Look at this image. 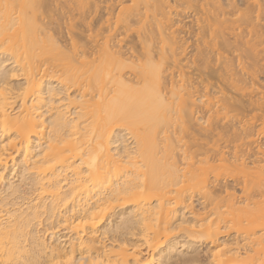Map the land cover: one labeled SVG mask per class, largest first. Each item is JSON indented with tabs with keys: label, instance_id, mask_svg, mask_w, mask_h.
Returning <instances> with one entry per match:
<instances>
[{
	"label": "bare ground",
	"instance_id": "bare-ground-1",
	"mask_svg": "<svg viewBox=\"0 0 264 264\" xmlns=\"http://www.w3.org/2000/svg\"><path fill=\"white\" fill-rule=\"evenodd\" d=\"M107 1L65 3L74 5L77 18L84 21L97 11L99 3ZM113 1L118 5L106 6L109 12L104 17L108 18L87 22L88 35L82 36L84 30H74L77 23L65 24L63 35L55 28L58 23L50 22L61 19L60 8L54 6L57 0H0V54L9 56L15 65L0 77V161L11 155L17 141L23 153L20 164L34 175L31 182L38 190L35 194L39 192L36 201L30 200L25 208L8 209L6 202L4 209L0 202V264H162L161 242L165 240L161 239L170 229H182L189 222L183 211L193 207V198L211 208L202 214L190 209L194 222L183 230L188 229L184 233L193 241L208 242L209 262L264 264V203L255 206L254 200L264 201L263 158L249 160L245 150L230 145L263 133L264 120L261 130L254 133L253 122L235 121L227 115L228 109L252 111L264 105V93L256 90L252 78L256 72L248 70L264 61L259 62L264 59L259 57L264 53V0H245L244 9L234 0H225V4L223 0H174L177 6L201 12L202 43L211 46L206 49L213 57L197 49L189 62L200 67L197 75L205 84L215 79L211 88L216 84L217 89L212 93L219 97L200 94L188 83L190 76L183 70L189 64L179 57L184 51L179 29H172L177 19L171 22L168 17L170 0ZM134 24L141 26L137 36L142 52L138 56L121 50L120 44L122 34ZM233 47L237 57L247 58L253 65L241 60L233 70L224 56ZM211 60L218 62L214 69L209 66ZM10 76L23 79L16 92L7 85ZM46 80L50 87L45 89ZM54 82L64 89L63 99L51 86ZM69 87L75 88L73 96L67 93ZM225 88L235 92L250 89L249 97L255 99L223 93ZM222 111L226 113L219 116ZM198 112H203L200 118L195 115ZM225 118L227 122L221 123ZM237 123L240 125L235 126ZM192 126H196L194 131ZM180 133L181 137L176 135ZM191 134L198 139L212 135L213 156L196 159L201 144ZM116 138L127 141L121 151L112 148ZM193 147L196 150L191 151ZM219 169L240 174L239 192L218 185ZM12 190L6 191L12 193L11 198L19 193L17 188V192ZM127 204L132 208L130 225L139 227V242L98 246L97 236H105L107 231H99L100 223L107 221L111 209ZM67 205L65 212L71 213L62 219L70 232L68 248L50 247L38 236L29 235V227L38 224L40 215L55 216ZM229 228L235 229V237H230ZM27 235L34 245L32 255Z\"/></svg>",
	"mask_w": 264,
	"mask_h": 264
},
{
	"label": "rangeland",
	"instance_id": "rangeland-1",
	"mask_svg": "<svg viewBox=\"0 0 264 264\" xmlns=\"http://www.w3.org/2000/svg\"><path fill=\"white\" fill-rule=\"evenodd\" d=\"M65 1H67V0H57L56 5L52 4V5L60 8V18H61L60 20H56V18H53L56 15L55 16L54 15L53 16L50 15L53 18L52 20H50V22L51 23H58V26H56L55 28L57 30L61 29V33L62 34H63V32H65V29H64L65 24H69V23H72V24L77 23V27L74 30L80 29V30H84L85 31V24L87 22H93V21L97 20L100 16L102 17L101 21H104V19L106 17L108 18V15L104 17V14L105 13L107 14V12H109V10L106 9V6L107 5L108 6L109 5L111 6L112 4L114 6L118 5L113 0H108L107 2H101V3L98 4L97 11L96 12H92L89 17H87L84 21H82L81 19H78L77 18L78 11L76 9H74L75 8L74 5H69V4L65 3ZM188 1L191 2V0H188ZM234 1L236 3V6L238 8H240V9H244L245 6H247V3H246L245 0H234ZM89 2L91 3L92 0H88V3ZM170 2L172 4V8L170 10V13H169L168 17L171 19V22L173 20L175 22V20L177 19L176 20V23H175V26L173 25L172 29L173 28L174 29L175 28L176 29H179V35H178V37H180L179 38V43H180V45H182V48L184 50L182 56H179V57H180V59H183L184 58V59L187 60L186 61V60L183 59V61H184V62L182 61L183 63L188 62V64H189L187 66L185 65L186 67H184V70H183V71H186L187 72V73H185V74H187V76H190L188 78L189 80L187 79L188 80V83L189 84L191 83L190 85L193 86L192 88L198 89V91L200 92V94H203V92L204 93L207 92L206 93L207 95L210 94V96H211V94H212L211 97H213V96L214 97L215 96L219 97L220 94L213 95V93H212L214 90L216 91V89H217L216 88V86H217L216 84H214L215 85L214 87L216 89L215 88L212 89L213 88L212 81L214 82L215 79H212V81L209 82L210 84H212V86L209 83L205 84L203 82L204 81L203 78H202L203 81H201V78H199L198 75H197V74L200 73V71L198 72V71H196V69H200V67L199 66H196L197 65L196 62H194V63H190L189 62V59L192 60L193 58H195V56H196L195 55V52H196L197 49L198 50H202L203 51L202 54H206L207 56H210L211 58L213 57V53L209 52L206 49V48H208L209 50H211V46L206 47V46H204V43H202V38H203V35H204V31H203L204 23L201 22L200 17H199V15H200L201 12H198V9L195 10V11H192L191 8L189 9V8H185V7L183 8V7L177 6V4L174 3V0H170ZM222 2H224V4L227 3L225 0H223ZM124 4L126 5L127 3H124ZM87 6L88 5L84 6V8H83L82 11L87 12V10H88ZM71 8H73V10H70ZM116 11H117V9H116ZM73 16H75V18L74 19H71ZM69 19H71V21H69ZM140 27H141L140 24H138V25H135L134 24L129 30H127L125 33L122 34L121 38L123 39V41L120 43L122 45L121 50H123L124 52L126 51V53H128V52L130 53L131 52L135 56H138L139 53L142 52V47H141L139 38L137 36V31L140 30ZM62 28H63V30H62ZM84 31L82 32L81 35L82 36H87L88 35V33H86L87 31H85V32ZM119 31H122V29H118L117 30V32H119ZM177 32H178V30H177ZM99 37H97V38H99ZM63 38H66V37H63ZM181 41L184 42V45L181 44L182 43ZM90 44L91 43H89L87 45V49L89 51L91 50V48H88L90 46ZM263 45H264V43H263ZM262 55L264 56V53L259 54V57H261ZM4 56L2 54H0V58H1L0 59L1 60L0 61V77H3L8 70L12 69L11 67L9 69V66L14 65V63H12L13 62L12 59L11 60L7 59V58H10L9 56H5V58H4ZM224 56H225V60L227 62H229L230 64H232L231 68H233V70L236 68V64L239 61H241V60L244 61L245 63L252 64V61L251 60H248L247 58L244 60L242 57H237L236 47L230 48V51L229 50L226 51L225 54H224ZM90 58L91 57H89V59ZM262 60H264V59H261L259 62H262ZM1 62H2L3 65L1 64ZM57 62H54V63H57ZM169 62H170V60H169ZM182 62L180 64H182ZM259 62H258V64H259ZM263 63H264V61H263ZM263 63H261L262 66H261V64H260V66H257L256 65V66H254V68H248V70L250 72L251 71H255L256 72V74H254V77H252L253 80H254V82H255V84H256V87H257L256 90L259 91V92H263L264 93V65H263ZM217 65H218V62H213V60H211V62L209 63V66L212 69H214ZM243 72H246V69H243ZM11 77L12 76L7 77L6 82L7 81H10V82H7L8 87L11 86V88H13L14 91L16 92L17 87H20L22 85L23 79L20 76H16V77L13 76L12 79H11ZM184 77L187 78L185 75H184ZM202 77H203V75H202ZM248 78H251V77H248ZM206 80H207V77L205 79V82H206ZM246 80L248 81L249 79H246ZM200 81L203 82V83H201ZM44 84H45L44 85V88L46 89L48 87V85H49V84H47V80L45 81ZM52 84L53 85H51V86H54V90L57 92V95L61 94L59 96H60L61 99H63L65 97V94H64L65 91H64V89L62 87L60 88V85L57 84L56 82H54ZM49 87H50V85H49ZM56 87L58 88V90H57ZM69 88H70V89H68L69 91L68 92L66 91V92L70 96H73L75 94L74 91H73V90H75V88L74 87H72V88L69 87ZM59 91H60V93H59ZM61 91L63 93H61ZM71 91H73V92H71ZM249 91H250V89L235 92L234 89H231V88H225V89L222 90L223 93H228V92L229 93H233V94H236L237 93V94H239L242 97L243 100H251V101H253L255 99V97L250 98L249 97L250 96L249 95V93H250ZM56 92H54V95L56 94ZM46 95L47 94H45L44 96H46ZM57 95H55V98H59V97H56ZM259 102L260 101H258L257 103H259ZM227 111H228L227 112V115L229 116V118L230 117L231 118L233 117V119H235V121L244 120L245 119V120H249V122H253L254 123L253 125L255 127L252 128V131H254V133H257L258 130H261L260 128L262 127V121L264 120V105H258L256 108L252 109V111L245 110V111L239 112V111H235V110H232V109H228ZM199 112H198V114H195V115H198V116L200 115L199 116V118H200L201 115L203 114V112L201 114ZM225 113L226 112L222 111L219 114V116H224ZM47 115L48 114L46 113L44 115V117H46ZM198 116H196V117H198ZM226 122H227L226 121V118L221 121V123H223V124L226 123ZM193 123H194V120L192 121V125H193ZM200 123H201V120H200ZM243 123L244 122H242L241 125ZM239 125L240 124L237 123L235 126H239ZM247 125L248 124H246L245 127ZM192 127H193L192 130H193L194 127H196V126H192ZM195 129H197V128H195ZM116 132H117V130L115 131V134H116ZM121 133L124 134L125 132L122 131ZM121 133L119 132L118 134L121 135ZM0 135H1V133H0ZM176 135L179 136V137H181L183 134L180 133V134H176ZM191 135L192 136H190V137H193V134H191ZM2 137H0V139ZM190 137H187V138H188V140L190 142H192L193 139H191ZM187 138L184 137V140H187ZM211 138H212V135H208L206 138L205 137H200V139H198L197 137L194 138L195 142L198 139L197 143H200L201 144V149L199 151H196V154H198V157L196 159H200L201 160V159H206V158H210L211 156H213V154H214L213 148H216V147H215V145L212 144ZM121 140H122V138H120V140H118L116 138V143L113 144L112 148H115L116 147L115 150H118L119 149L121 151L122 148H123V146L125 144H127V143H125L127 141H121ZM128 141L130 142V140H128ZM250 141L251 142L252 141H255V142L253 144H251ZM243 142L245 144L242 145ZM119 143L120 144L123 143V145L121 144L122 145L121 146ZM118 145H120L119 148H118ZM230 145H238L239 146L238 149L245 150V154L248 155V158L250 157L249 160L250 159H253L254 157H261V158H263V162H264V155H263V151H264V132L263 133H260L259 135H256L255 134L254 136H251L249 138H244L243 140L233 141ZM12 146H10V147H12L14 149H12V148H11V150L9 149L10 150L9 152L11 154L10 155L11 157L10 156L9 157L6 156V157H4V158H7L6 160L3 159L4 160L3 162L0 161V162H2L4 164V165H0V176H1L0 179L1 180H5L7 182L6 183L5 181H3L4 184L2 183L3 184V186H2L1 180H0V190H1L0 191V193H1L0 194V199L2 200V201L0 200V202H3V203H1V205L3 204L4 209H5V205L4 204H6V202H7L6 205L9 204L8 206H6L8 209H12V207L15 208L16 206L17 207L19 206L21 208L24 206V208H25L27 206V204L30 202V200H31V202L34 199H35L34 201H36V198H38V196H39L38 195L39 192L36 193L37 195L35 194V192H37L38 190L34 186V183L31 182V180L33 179L32 177L34 175L31 174V172H29L30 174L26 173L25 169H23V167H22L23 164L22 165L20 164V163H22V158L21 157H23V155H21L23 153L21 152L22 149L20 148V145L16 141L15 142V145H12ZM257 146L260 147V151L257 150ZM192 150H196V147H193L191 149V151ZM19 165H21V167H19ZM21 172L24 173V174L26 173L27 175L26 174L25 175L23 174V176L21 177V175H22ZM218 172L221 175V177H220L221 178V181H219V183H218V185L220 187L221 186L224 187V185H226L225 188L228 187V188L231 189L233 187L237 192H239V188L242 185V183H239V181L241 180L240 179V177H241L240 174H236V173L234 174V172H230V171L222 170V169H219ZM3 177H4V179H3ZM30 177H31V179H30ZM32 181H34V179ZM32 184L35 187V190H34L33 186H31ZM10 186H12V187H10ZM219 186H216V187L217 188H220ZM15 187L19 190L18 191L19 193H15V192H17V191H15L16 190ZM9 188H11V189H9ZM5 189H7V190H5ZM12 189H14V191H15L14 193L16 195L15 194L12 195V198H11V196H8V195H11L12 194V193L9 194L10 192H13ZM6 191H8L9 193L8 192L6 193ZM29 191H30V193H29ZM250 191L253 192V189L250 190ZM32 196H33V198H32ZM8 197L11 198V199H9V200L6 199ZM197 199L198 198H193V202H194L192 204L193 207L188 208L189 209L188 210L189 212H187V210L186 211H183V214H184L183 216H186V219L188 218L187 220H189V222H187V224H186L188 226H186L185 224H183L187 228L188 227H191L190 226L191 224L189 225V223H191V221L194 222V220H192V218H191L192 217L191 214H193L196 210L197 211H200V213L202 214L203 211L204 212L205 211H208L211 208L210 205L208 206L207 204H205V202L203 203V201H199V199L198 200ZM10 200L12 201L13 204L11 203ZM21 200H23L24 202L21 201ZM254 200L256 201V205L255 206H261L264 203V201L261 198H258V197H255ZM17 202H18V205H17ZM10 203L13 206H10ZM128 205L129 204H127V206L125 205L123 207H117L116 209H111L109 211V214H108V216H110L107 219L108 222L105 221L104 223L102 222L103 224L100 223V227L101 228L99 227V231H100V229L103 228L104 231H106V229H107L108 232L106 231L107 233L106 232L104 233V234H106L105 236H103V234L97 236L98 237L97 238L98 239V246H100L101 243H104V244H101V245H105V243H106V246H115L116 247L117 244H120V242L121 243H124L125 242L126 244L127 243H130L131 244L132 242L133 243L134 242H139V241H137V240H140L141 239V234H139L140 232H139V230H137L139 227L136 229V227L134 228V225H133V228H132V226H131L132 223L129 221V220H131L130 219L131 217L130 218L128 217L129 215L132 214V213L131 214L129 213L130 211H132L131 210L132 208L130 206H129L130 207L129 208ZM68 206L69 205H67V207L66 206L60 207V211L62 210V212L61 213H60V211L57 212L56 215H55L56 217L54 215L53 216H50L48 213H46V214L44 213V214L40 215L41 217H39L40 219L38 218L39 219L38 220V224H37V222L35 223V226L36 227L31 224V226H33V227L30 226L29 227L30 229L28 228L29 231L31 230L30 233H29V235L32 234L31 236H33V237L34 236H36V237L38 236L40 239L43 240V242L46 241V244H48L50 247H58V248L61 247L60 249H62V248L66 249V247L68 248V246L70 244V242H69L70 241V232L68 231V227H67L66 223L63 220L65 218V216H67L68 214L70 215V213H71V212L70 213L65 212V208L67 209ZM119 206H122V205H119ZM190 209H191V211H194V210L195 211L192 213L190 211ZM120 210L121 211L123 210V211L121 212ZM111 212H112L114 218L110 214ZM58 213H60L59 214L60 216H58ZM121 217H123V218H121ZM193 217H194V214H193ZM225 217L231 218V215H226ZM53 218H55V219H53ZM123 219L125 221L128 219L127 220L128 222H125L126 225H123V222H124ZM56 221H58V222H56ZM127 224L128 225L131 224L130 225L131 226L130 227L131 229H128L129 227H128ZM184 226H183V228H185ZM180 227H182V226H179L178 227L179 230L177 228H172V229L169 230V235L166 236V237L171 238L172 239L171 242L169 241L170 239L168 240L169 241L168 242L167 239H165L166 237H164V238L161 239L162 241H164V240L165 241H164V243L161 242V245H163V249L164 250H163V258L161 259L162 262H160V263H162V264H213V263L209 262V261H211V259H209L210 258L209 257L210 254H209V249H208L210 246H209V244L206 245L208 242L207 241H205V242L204 241L203 242L202 241H193V239H191V238L189 239L186 236L187 235L186 233H188V232L186 231V233H184V230H188V229H184L183 230V228L180 229ZM32 228H34V229H32ZM32 230H33V232H32ZM35 230L36 231L38 230V231L34 233ZM128 230H131V231H128ZM228 230H229V232L231 234L230 237H235L237 235L234 228H231V229L229 228ZM228 230L225 229V231H228ZM101 232H102V230H101ZM33 233L34 234L39 233V234L34 235ZM98 233H100V232H98ZM40 234L43 236V238L40 236ZM31 236H28L27 235L28 240H31ZM123 240H124V242H123ZM102 241H104V242H102ZM28 243L31 244L32 243V240H31V242H28ZM167 243H169V244H167ZM182 243H185L186 245L183 244L181 246ZM51 244H52V246H51ZM188 244L189 245L191 244L192 246L190 245L191 246L190 247ZM31 245L30 246L27 245V246H28L29 249H32L31 250L32 253H30L32 255L33 254V251H34L33 250L34 245L33 244H31ZM164 251H165L166 254H164ZM41 256H43V255L41 254ZM43 258H44V256L42 258H40V259H43Z\"/></svg>",
	"mask_w": 264,
	"mask_h": 264
}]
</instances>
